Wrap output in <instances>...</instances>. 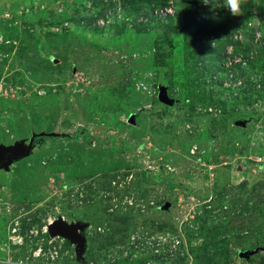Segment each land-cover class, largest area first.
Listing matches in <instances>:
<instances>
[{
    "label": "rangeland",
    "instance_id": "1",
    "mask_svg": "<svg viewBox=\"0 0 264 264\" xmlns=\"http://www.w3.org/2000/svg\"><path fill=\"white\" fill-rule=\"evenodd\" d=\"M14 146L0 264H264V0H0Z\"/></svg>",
    "mask_w": 264,
    "mask_h": 264
},
{
    "label": "water",
    "instance_id": "2",
    "mask_svg": "<svg viewBox=\"0 0 264 264\" xmlns=\"http://www.w3.org/2000/svg\"><path fill=\"white\" fill-rule=\"evenodd\" d=\"M21 149L22 148L19 146L0 148V165L6 167L9 165L11 158L18 160L24 157V155L21 154ZM79 229L78 226L67 225L59 221L49 224L47 233L51 238L65 237L72 243H75L78 248H81L83 246V239L78 233Z\"/></svg>",
    "mask_w": 264,
    "mask_h": 264
},
{
    "label": "clouds",
    "instance_id": "3",
    "mask_svg": "<svg viewBox=\"0 0 264 264\" xmlns=\"http://www.w3.org/2000/svg\"><path fill=\"white\" fill-rule=\"evenodd\" d=\"M226 3H227V10L230 11L233 15H236L239 10L240 0H226Z\"/></svg>",
    "mask_w": 264,
    "mask_h": 264
},
{
    "label": "trees",
    "instance_id": "4",
    "mask_svg": "<svg viewBox=\"0 0 264 264\" xmlns=\"http://www.w3.org/2000/svg\"><path fill=\"white\" fill-rule=\"evenodd\" d=\"M43 137H45V138L48 139V140L50 139V140L53 141V142H56V141H58L59 139H60V140H69V139H70V138H68V137H63V136H60V137H58V136H57V137H56V136H49V137H48V136H43ZM43 237H44V238H48V234H44Z\"/></svg>",
    "mask_w": 264,
    "mask_h": 264
}]
</instances>
